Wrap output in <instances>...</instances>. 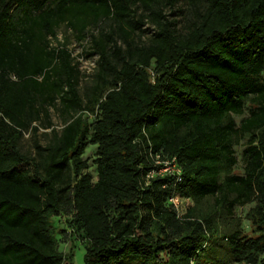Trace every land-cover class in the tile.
Instances as JSON below:
<instances>
[{
  "label": "trees",
  "instance_id": "16d2710c",
  "mask_svg": "<svg viewBox=\"0 0 264 264\" xmlns=\"http://www.w3.org/2000/svg\"><path fill=\"white\" fill-rule=\"evenodd\" d=\"M177 2L0 0V264H71L59 217L83 264H264V0H185L184 33L165 13ZM106 22L90 39L106 91L89 123L71 55L49 39ZM56 101L64 124L47 120L50 140L31 157L20 142ZM156 156L175 159L180 182L145 185ZM175 197L192 202L181 215ZM251 203L248 236L233 209Z\"/></svg>",
  "mask_w": 264,
  "mask_h": 264
},
{
  "label": "rangeland",
  "instance_id": "374dc122",
  "mask_svg": "<svg viewBox=\"0 0 264 264\" xmlns=\"http://www.w3.org/2000/svg\"><path fill=\"white\" fill-rule=\"evenodd\" d=\"M165 13L170 15V19H173L176 23V27L181 33L185 32L188 25V7L185 0H178L173 9L166 8ZM21 11L17 10L16 15H20ZM109 23H100L98 25L90 24L86 32L81 36L75 31L67 28L65 25H61L56 30V36L49 39L50 46L53 48L64 47L71 55L72 65L77 70V90L79 96L83 100L84 105L88 106V109L83 112L84 117L90 123L92 117L89 113L91 110L95 109V102L98 101L106 89H96V85L99 84V79L97 78V57L92 55L90 50V39L91 35L97 33L103 29H108ZM151 26L145 24L140 29L136 30L133 34L134 40L138 44H143L147 41L150 34ZM249 103L246 102L243 108V114L241 116H233L236 124L246 117L249 110ZM48 116L45 118L42 116L40 122H35L32 126L37 127V131L28 129L23 139L20 142L21 149L24 153L29 154L31 157L36 156V146L45 147L50 140L51 132L50 129H45L43 125L47 120L51 123V126L59 131L63 126L66 119L62 117L60 113V105L56 101L54 106H51L47 110ZM247 138L239 140L236 144L235 158L236 165L232 169L233 175H242L243 173V162L241 160V151L244 148V144ZM95 159V146H88L82 156V160L86 161L88 168L83 173H88L92 182L96 181V173L94 161ZM192 202L189 200H183L180 203V213H184L187 207L191 206ZM253 207V204H247L242 207H235L233 209V215L239 218L241 221V226L246 235L252 234V228L250 227L248 221L245 219V215L248 210ZM56 239H57V250L63 254L65 257L68 256L70 250L72 251V262L71 264H83L82 256L84 253V243L78 234L71 233L67 234L64 239L62 235L58 233L59 230L64 229V218L59 217L54 221Z\"/></svg>",
  "mask_w": 264,
  "mask_h": 264
},
{
  "label": "built area",
  "instance_id": "2783aa9c",
  "mask_svg": "<svg viewBox=\"0 0 264 264\" xmlns=\"http://www.w3.org/2000/svg\"><path fill=\"white\" fill-rule=\"evenodd\" d=\"M156 161L154 162V168L148 171L144 176L145 185L149 183V181L154 177H172L176 180V182L181 181V171L177 167L175 159H159L156 156ZM182 200L179 198H171L169 202L176 208L179 215L180 213V203Z\"/></svg>",
  "mask_w": 264,
  "mask_h": 264
}]
</instances>
